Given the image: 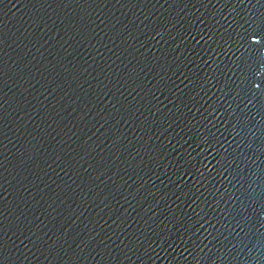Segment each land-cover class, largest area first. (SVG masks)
<instances>
[{"label":"water","instance_id":"water-1","mask_svg":"<svg viewBox=\"0 0 264 264\" xmlns=\"http://www.w3.org/2000/svg\"><path fill=\"white\" fill-rule=\"evenodd\" d=\"M0 264H264V0H0Z\"/></svg>","mask_w":264,"mask_h":264}]
</instances>
